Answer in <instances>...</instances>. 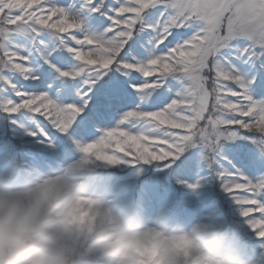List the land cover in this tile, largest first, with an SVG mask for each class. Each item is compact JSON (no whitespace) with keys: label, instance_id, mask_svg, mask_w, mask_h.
<instances>
[{"label":"snow or ice","instance_id":"snow-or-ice-1","mask_svg":"<svg viewBox=\"0 0 264 264\" xmlns=\"http://www.w3.org/2000/svg\"><path fill=\"white\" fill-rule=\"evenodd\" d=\"M85 153L264 256V0H0V166Z\"/></svg>","mask_w":264,"mask_h":264},{"label":"clouds","instance_id":"clouds-1","mask_svg":"<svg viewBox=\"0 0 264 264\" xmlns=\"http://www.w3.org/2000/svg\"><path fill=\"white\" fill-rule=\"evenodd\" d=\"M100 171L112 169L87 153L0 166V264H264L226 217L118 198L91 183Z\"/></svg>","mask_w":264,"mask_h":264},{"label":"rangeland","instance_id":"rangeland-1","mask_svg":"<svg viewBox=\"0 0 264 264\" xmlns=\"http://www.w3.org/2000/svg\"><path fill=\"white\" fill-rule=\"evenodd\" d=\"M22 48H23V45H22ZM57 78H59V77H57ZM25 86H28V83L27 82H25Z\"/></svg>","mask_w":264,"mask_h":264}]
</instances>
